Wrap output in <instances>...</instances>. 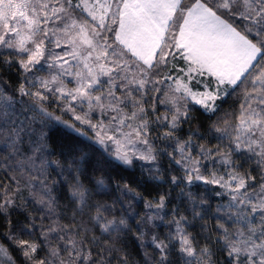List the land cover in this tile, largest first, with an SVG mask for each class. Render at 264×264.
<instances>
[{
	"label": "snow or ice",
	"instance_id": "6c2138e0",
	"mask_svg": "<svg viewBox=\"0 0 264 264\" xmlns=\"http://www.w3.org/2000/svg\"><path fill=\"white\" fill-rule=\"evenodd\" d=\"M44 68L48 78L35 76ZM4 71L19 72L20 84L13 94L0 81V170L7 177L0 180V217L7 240L29 264H130L121 237L133 231L135 217L115 218V205L124 207L119 199L111 206L91 202L81 179L88 154L79 146L71 159L76 175L69 172L72 215L57 211L48 132L37 131L38 122L43 128L53 120L102 154L113 155L115 145V160L129 167L143 162L148 183L168 185L147 199L128 182L117 185L128 207L145 199L134 233L142 248L153 249L145 264H172L173 255L180 264H264V0H0ZM238 90V108L209 128L216 145L200 143L205 137L191 127L187 139L179 136L192 119L190 102L215 115L217 101ZM53 104L72 112L94 138L53 116ZM201 184L228 198L213 213L215 228L201 225L203 243L189 231L209 210L207 198L192 191ZM95 187L103 193L110 186L101 179ZM175 189L191 218L174 205L162 239L151 229L164 222ZM29 205L41 212L39 239H31L37 222L30 212L18 231L11 218ZM0 264H15L2 243Z\"/></svg>",
	"mask_w": 264,
	"mask_h": 264
},
{
	"label": "trees",
	"instance_id": "16d2710c",
	"mask_svg": "<svg viewBox=\"0 0 264 264\" xmlns=\"http://www.w3.org/2000/svg\"><path fill=\"white\" fill-rule=\"evenodd\" d=\"M0 81H6L7 83L4 84V87L8 92L14 94L20 84V73L4 71L0 73ZM241 98V93L238 90L236 94L230 95L226 100L217 101V104L220 107L219 111H217L215 115L205 113L204 110L197 106H192V119L183 125L179 136L182 139H187L189 128L191 127V129L198 130L199 134L205 137V139L201 140L200 143L209 144L210 146L216 145L218 141L214 138L215 133L209 131L210 126L213 125L219 117L224 116L225 112H231L232 110L238 108ZM48 110H54L56 115H61V118L71 121L70 117H68L66 113L62 115V113H60L58 110L52 109L51 106L48 108ZM40 130L48 132V139L46 142L47 152L51 153V155L47 156V159L53 162L48 167V174L50 175L52 181L57 182L56 192L54 193V195L59 198L58 203L60 208L57 211L59 212L68 209L66 215L68 217H71L72 215L68 204L69 185L72 179V177L69 175V172H72V175H76V172L71 165V159L73 158V150L79 146L83 148L88 154V160L86 163L81 165L83 170L81 179L83 180L85 187H87L91 193V202L95 203L103 201L108 205H112L113 201L117 199L122 202L124 207L122 208L120 204H116L114 212L117 215L123 213L125 218H129L131 216L135 217V219L129 220L133 231L128 232L126 236L121 237L127 245L126 250L129 254L130 264H145V253L151 254L153 249L151 247L142 248L139 245V242L135 239L134 233L136 229V222L141 219L145 212V199L151 198V196H157V194L162 191H168V185L165 184L161 187L156 182L148 183L147 173L141 167L142 163L136 162L135 166L133 167L123 165L113 157L109 156L107 153L104 152L102 154L101 151L96 150L95 146H92L90 141H87L84 136L78 135L76 131H70L63 123H58L55 120L51 122L46 121L44 122L43 128H41L38 122L37 131L39 132ZM160 163L163 165V169L166 171L169 167L167 157H162ZM247 167L248 165H245L242 171L246 170ZM61 169H63L62 176L59 175ZM176 174H179V172ZM101 179L106 185L110 186L108 190L103 193L98 192L95 187L96 182ZM0 180L7 182V177L5 176L3 170H0ZM125 182L130 183L131 187L139 191V193L145 199L133 200L131 207H126L125 204L128 205V199H126L117 188V185L123 187ZM205 188L208 190L205 191ZM217 189L218 187H215V189L211 191L208 186L202 184L192 189V191L195 192L198 197L204 196L209 201V210L206 219L203 221H198L193 227L189 229V231L201 243L204 242V234L202 233L201 225L207 223L210 228L214 229L216 226V221L214 218H212L213 213H215L222 204L226 203V196H216L215 193L218 192ZM178 192L179 189H175V191L172 192V200L168 205L167 216H172V207L176 204H180V214H186L189 216V218H191V213L185 211L186 205L180 203V201L176 199ZM24 195L28 196L29 192L26 190ZM131 210L134 213L132 215H126L128 212H131ZM29 212L35 216L37 222V231L34 233L31 239H39V225L41 220L39 206L33 207L32 205H29L27 209L13 212L11 218L13 222L17 224L16 230L18 231L19 225L25 222L26 216ZM62 222L68 223L69 221L66 219ZM44 224L47 225L48 221L44 220ZM6 231V223L4 219L0 217V243L9 248L10 255L15 260V264H29L15 244L7 240L5 236ZM155 233L162 239L167 235V231L164 230L163 225H158L155 227ZM99 234V230L97 229L96 235ZM20 238L30 239L27 234H21ZM40 255L43 256L44 251H41ZM171 259L172 264H180V260L177 256L173 255ZM216 259L218 261H222L223 253H217Z\"/></svg>",
	"mask_w": 264,
	"mask_h": 264
},
{
	"label": "rangeland",
	"instance_id": "374dc122",
	"mask_svg": "<svg viewBox=\"0 0 264 264\" xmlns=\"http://www.w3.org/2000/svg\"><path fill=\"white\" fill-rule=\"evenodd\" d=\"M180 64H183V62L180 61ZM35 76H37V77H42V78H48V70H47V68H44V69L41 70V71H37V72H35ZM69 87H74V84H69ZM193 87H194V90H197V89H199V90H201V91L203 90L202 87H201V86H198V85H194ZM33 90H35V89H33ZM192 106H197V107L201 108L199 105H196L194 102H190V107H192ZM61 107H63V105H61L60 107H57L55 104H53V105L51 106L52 109H56V110H58L60 113H62V115H64V114L66 113V114L68 115V117H70L71 121H67V120L61 118V117H60L61 115H58V114L56 115V114L54 113V110H52V111H49V110H48V111L51 112V113L53 114V116H59L60 119H61V121H63V122H66L67 124H74L75 127H76V129L82 130L84 133H86V135H87L88 137H93V138H94V133H93L92 129H90L86 124H81L79 121L74 120V118H73V115H74V114H73L72 112H70V111H61ZM201 109H202V108H201ZM163 110H164V109H163V106H161V113H163ZM202 110H203V109H202ZM85 111H87L86 106H85ZM76 114H80V115H82V113H80L79 109H77ZM93 122H95V119H93ZM63 124H64V123H63ZM109 146L113 149V155H111V157L114 158L115 145H109ZM105 153H107V152H105ZM107 154H108V153H107ZM108 155H109V154H108ZM109 156H110V155H109ZM114 159H115V158H114ZM137 162H139V163H143V162H140V161H137ZM207 186L209 187V189H210L211 191H213V190L215 189V187H216V186H212V185H207ZM217 191H218V192H223V189H221V188L218 187ZM225 199H226V203H225V204H222V205H226V204H227V202H228V198L226 197ZM109 205H111V204H109ZM222 205H221V206H222ZM125 206L127 207L128 205L125 204ZM132 209H133V208H132ZM114 210H115V207H114ZM145 211H146V210H145ZM133 213H134V212L131 210V212H128L126 215H132ZM114 214H115V218H116V219H119L121 216H124L123 213L117 215V214L114 212ZM144 214H145V212H144ZM144 214H143V216H144ZM161 215H163V213H161ZM143 216H142V217H143ZM171 219H172V216H167V217H165L163 223H161L160 221H156V226H155V227H157L158 225H163V226H164V230H166V231H167V234H168V232H169V224H168V222H169ZM141 227H143V226H141ZM155 227H153V228L151 229V231L154 232V233H155ZM173 227H174V226H173ZM147 239L150 241V239H151V233H149Z\"/></svg>",
	"mask_w": 264,
	"mask_h": 264
}]
</instances>
